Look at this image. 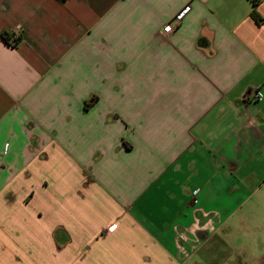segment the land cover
I'll return each mask as SVG.
<instances>
[{
	"label": "crops",
	"instance_id": "0c3cea01",
	"mask_svg": "<svg viewBox=\"0 0 264 264\" xmlns=\"http://www.w3.org/2000/svg\"><path fill=\"white\" fill-rule=\"evenodd\" d=\"M0 264H264V0H0Z\"/></svg>",
	"mask_w": 264,
	"mask_h": 264
},
{
	"label": "trees",
	"instance_id": "16d2710c",
	"mask_svg": "<svg viewBox=\"0 0 264 264\" xmlns=\"http://www.w3.org/2000/svg\"><path fill=\"white\" fill-rule=\"evenodd\" d=\"M250 17L257 23L260 24L262 22L261 17L256 12V3H253L252 10L250 12ZM5 41L9 40L8 37H2ZM19 39L15 40V43H17Z\"/></svg>",
	"mask_w": 264,
	"mask_h": 264
},
{
	"label": "rangeland",
	"instance_id": "374dc122",
	"mask_svg": "<svg viewBox=\"0 0 264 264\" xmlns=\"http://www.w3.org/2000/svg\"><path fill=\"white\" fill-rule=\"evenodd\" d=\"M238 237V235L237 236H235L234 238H230L229 239V242L230 243H235L236 244V246H240L242 243H243V239H241V238H237ZM242 240V241H241ZM232 256H231V254H228V253H224L223 254V258H224V260L225 259H230Z\"/></svg>",
	"mask_w": 264,
	"mask_h": 264
},
{
	"label": "built area",
	"instance_id": "2783aa9c",
	"mask_svg": "<svg viewBox=\"0 0 264 264\" xmlns=\"http://www.w3.org/2000/svg\"><path fill=\"white\" fill-rule=\"evenodd\" d=\"M186 11V9L185 10H183V12L182 13H184ZM173 31V26H172V24H167L166 26H164V28H163V33L164 34H168V33H171ZM257 98H259V96L257 95L256 96Z\"/></svg>",
	"mask_w": 264,
	"mask_h": 264
}]
</instances>
